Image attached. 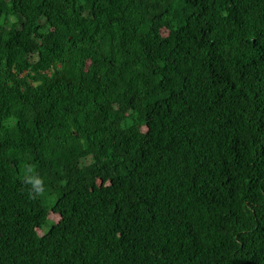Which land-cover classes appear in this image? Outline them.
<instances>
[{"label":"trees","instance_id":"obj_1","mask_svg":"<svg viewBox=\"0 0 264 264\" xmlns=\"http://www.w3.org/2000/svg\"><path fill=\"white\" fill-rule=\"evenodd\" d=\"M0 264H264V0H0Z\"/></svg>","mask_w":264,"mask_h":264},{"label":"clouds","instance_id":"obj_2","mask_svg":"<svg viewBox=\"0 0 264 264\" xmlns=\"http://www.w3.org/2000/svg\"><path fill=\"white\" fill-rule=\"evenodd\" d=\"M25 183L29 186L28 194L32 199L40 198L46 192L44 179L36 174L32 167H28L25 172Z\"/></svg>","mask_w":264,"mask_h":264},{"label":"rangeland","instance_id":"obj_3","mask_svg":"<svg viewBox=\"0 0 264 264\" xmlns=\"http://www.w3.org/2000/svg\"><path fill=\"white\" fill-rule=\"evenodd\" d=\"M55 194L50 193L47 191V193H45L42 197H44L46 199V202L49 205H51L53 203L52 201V197ZM44 218L46 220V222H44L43 226L41 227V229L39 230V232L42 234L43 232H46L50 225H51V221L57 220L59 218V215L55 214V212H53L52 210L49 211L47 214L44 215Z\"/></svg>","mask_w":264,"mask_h":264}]
</instances>
